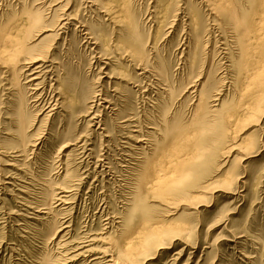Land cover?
Instances as JSON below:
<instances>
[{"label":"rangeland","instance_id":"obj_1","mask_svg":"<svg viewBox=\"0 0 264 264\" xmlns=\"http://www.w3.org/2000/svg\"><path fill=\"white\" fill-rule=\"evenodd\" d=\"M26 1L28 0L0 1V4L3 7L2 11L0 12V20L3 11H6L7 9L9 12L13 11L14 9L18 10L17 8L20 7L21 3H25ZM30 1L32 0H29L28 2ZM61 1V4H63L64 0ZM131 3L132 6H130V8L132 12L139 19L142 18L143 20L141 21L139 28L141 35L147 36V33H150L151 35H156L157 37H150L151 41L155 40L157 42V51L155 52L154 50H150L148 54H150V57L152 58L155 57V59H157V56L165 58L168 61L169 70L171 71L173 80H177L176 82L174 81L173 84L175 85V88L172 96H169V94L167 95L166 92L163 93V89L166 88L165 84L162 82L163 86L160 85L161 81H159V78L154 74L153 71L150 70L149 67L146 69H142V67L134 68L132 64H129L126 59L125 61L121 60V57L119 58V53H117L118 51L115 52L112 44H114V41L117 37H120L118 34L120 33V30L117 31L118 27L116 24L110 22L107 15H104L103 12H99V10L94 6L91 7L89 0H70L68 11L75 13L79 21L72 20L66 29L59 30L60 35L58 34V36H48L46 39H44V42H38V40H40L42 37L40 36L34 41V44L38 42L39 48L41 49L42 47L43 51L47 50L49 45L54 49L49 50L51 53H49L50 56H48L49 60L46 58L47 61L45 60V62H42L43 66L47 67L46 70H50L46 73L44 78L43 88H39V90H41L40 92L43 93V95L41 93V97L39 99V102L41 103L40 106L44 104L43 110L45 109V111L41 113L43 110H40L37 114L35 113V107H32L30 109L31 112H28L29 114H27L23 119L26 120L25 124L21 123L15 125L11 123V120L15 118V115H12L10 111L7 110L8 105H6V101H8L10 98V91L9 89L4 88L9 76L4 73V69L1 67L2 65L0 63V72L3 73H0V264H111V261L107 259L115 260L116 256L119 257V253L121 251H125L124 247L126 246V242H130V245L129 243L127 244L130 246V249L139 243L134 240H130L132 239L131 234H133L134 231L140 230L143 222L146 220H143L144 218H141L140 215H137L133 218H129V216L127 217V210L130 208L128 207L129 200L131 199L129 196L132 197L134 193L132 191L136 190V188L133 189V187H136V185L133 183L135 181L133 180V173L131 172L132 170L130 171V169L134 166V163L137 162L136 160L139 159V157L141 158V151L144 152V150L147 149L146 151L150 152L151 150H149L150 143H146V140H143L141 143L143 147L141 151L135 149L138 145L134 142L135 140L129 138L128 135L131 133L137 134L136 129L139 131L142 129V132L146 131L145 126L148 124L143 121L146 120L145 111L147 110L153 113V103L155 102L158 92H162L163 96H168L167 98H169V100L167 103L171 106V108H169L172 116L171 117L169 113V117L172 118L171 120L175 119V121L178 123L181 121L180 125H178V129L181 128L179 130H182L180 134V131L177 130L176 126L175 130L174 128L171 129L174 133V135H172L173 133L170 132L171 130L169 129L170 133L167 135L166 139L161 142H166L164 147L170 144L174 139H179V136L182 137L186 132H191L189 131L190 129H187L185 130L186 132H183L182 127L184 125L182 126L181 123H184V121H186L188 117L191 116V113H193L191 111L194 110L192 108L195 107L194 103H196L198 92L196 90L194 91V89L188 90L186 86L188 85L187 83L189 81L195 80L193 78H195L194 76L198 73H195L197 66L195 68H191L190 65H188V60H190V57L187 55L185 56L188 50L187 47L189 45V36L186 32L188 27L186 24L188 23L187 16L182 12V9L179 10L177 17L173 19V23L171 22L166 24V22H164L165 24H162L161 29H159V32H157V23H159V19H163V16L161 15L162 13L160 14L159 12V18H155L157 20L154 19V6L156 4V0H132ZM88 7L94 9V12H92V9L90 10ZM203 9L205 10V8ZM47 11L50 12L48 13ZM47 11L46 15L49 16L48 23L51 24L55 21L57 16L54 17L51 15L53 13L52 10ZM61 11L59 10L55 13V15H57V13L58 15H61ZM100 11H103V9ZM99 16L102 18H99ZM98 18L101 19L102 22L99 21ZM80 21L83 24L86 23L88 25H92L94 22L100 25L97 27V29L103 34L102 36L105 37L107 42L103 51L105 53L111 52L110 55L107 54L104 57V55L99 54V51L102 54V47H100V43L99 45L93 44L94 40L90 38V35L86 36L85 30H83L85 27L83 24H79ZM212 32L213 39L212 35L208 37L209 45H207L206 51L213 48L214 45L217 46L218 49L221 48L219 49L220 52L217 54L218 57L214 58L215 61L220 62L219 64L221 65L220 70H218L217 73H221L222 75L225 73V69L223 68H227L229 74V60L227 55H225L227 54L226 48H228V46L222 43L225 42L223 40L224 37L217 25L215 29L213 28ZM49 33L51 32H46L44 34ZM149 42L150 41H148V43ZM189 55H192V52L189 53ZM51 58L53 59L51 60ZM54 59L63 62L64 66L72 71L80 80L86 78L89 81L88 83H91L92 81H98L96 83L98 89V84L101 83L100 85L102 86L100 89L102 93L98 98V102L96 101L99 106H97L95 103V106L90 109V112L87 114V116H76L73 122L70 120L64 121L62 120L63 116L58 113L61 111V113L65 115L66 112L57 107L52 111V113L49 111L51 117L49 116L48 122L44 125H40V122L38 121L43 116V114L47 113L49 110V108L46 109V107L51 96V84L56 83L53 82L55 79V71L53 68L51 71V65H56L55 63H51V61ZM183 61L186 62L184 63ZM123 62L125 65H122L124 64ZM35 64L38 63L36 62L31 64L30 69H32ZM132 67L134 69H132ZM112 70L116 71L117 73L118 71H123L126 74L132 73V75L136 77V79L130 80L128 83L124 84V86L127 87V93H129L132 99H138L135 101V106H137L132 112H130V114L134 115V117H139V120L141 119L140 121H143L142 127H134L135 124L133 123V125L129 124L130 126H127V123L123 124L121 122L124 118L127 119L130 117L124 116L126 113L119 114L124 103L123 101L125 98V92L121 93L117 89H114L116 86L115 84H117L120 79L118 78V74L112 73ZM189 70L191 71L190 75ZM213 70L215 71V68ZM27 72L28 71H26L25 74H27ZM181 76L184 80L181 78ZM206 76V74H202L200 79L202 83L206 79ZM230 76L231 75L228 77L227 72L224 74V85L222 84V87H224L223 89L221 87V95H218L219 99L216 101L213 100L216 96H213V98L209 101L210 106H213L214 108L218 107L225 97L229 103L233 102V104L236 105V100L229 98L231 96L230 93L233 90V87L229 86L230 81L228 80H230ZM23 77L24 74L20 77V81H22V83L25 81ZM159 85L162 88L159 87ZM181 90H184V92L182 93ZM102 95H105L104 97L107 98L101 100L104 98ZM121 96L123 101L121 100ZM140 96H142V98L145 100H143ZM231 100L233 101L231 102ZM188 102L190 103L188 104ZM215 103H218V105ZM77 111H79V109L76 110V112ZM135 112L139 115H137ZM95 113L97 114L95 115ZM35 114H37L34 121L35 123L29 128H26L29 126L28 120L33 119ZM92 116L93 120L89 121L88 119ZM115 118L118 121H115ZM81 120L83 121L81 122ZM257 120L252 122L246 121L240 124L237 129L238 132L245 130V134L251 132L253 134V138H256L254 149L258 152H255L257 154H254L255 150L253 149V152L251 153V155L254 154L256 156L245 159L247 154L242 152L243 142L240 143L241 141L238 138L235 140L234 145L230 142L222 141L220 144H218V147H220H217V150L219 153V151L223 149L222 154L225 157H222L223 160L219 159L215 165H210V169L208 171H210L213 167H215L213 172L218 169V171L214 174L211 172V174L214 175L212 180H208L207 177L204 178L208 171L193 175L190 177V179H188L187 185L185 183L188 188H186L184 184L180 187H183L184 191L187 190L185 193H182L178 196L175 194V196L170 195V198L168 199L171 202V204H169L171 205L169 206L170 208L162 203L160 204V202H157L159 200L154 199L153 201L151 198L147 200V205L149 204V206L152 208V212L155 214V216L152 214V218L154 217V221L152 220V222L157 223L156 225H158V223H160V225L163 224L162 227L165 224L163 229H161L164 230L162 231L163 233H160L158 237H156L158 241H168L171 235L180 233H182L185 238L183 239V237L177 235L179 238L174 237V240L172 239V241L165 244L166 248L160 250L157 249L155 253L150 256H154V258L152 257L150 260L143 258V255L138 256L135 261L138 260L139 262L140 259L142 261H140L141 263L139 262L138 264H260L261 262L264 264V148L262 147V141H264V131L259 127L264 122H262L263 120H261V118L258 122ZM101 121L103 122L101 123ZM23 124L26 128L24 130L26 133L24 139L28 144L26 146L27 150L24 149L22 151L21 149L23 144L20 147H16L15 145L19 144V142L16 141L17 143L11 144L9 136L15 135V132L17 133L20 131L18 130V127ZM101 125H103L104 129ZM122 125H124L123 129ZM68 127L71 131L67 134L68 136L64 133L62 134V131L64 132ZM130 128L135 132H131ZM150 130H154L156 132L155 129ZM191 130H193V128H191ZM56 132H59L60 134L57 141L62 140L65 142L68 141L69 144L72 143L65 149V151L63 149L58 152L57 143L49 142L50 144H47V139L53 134H57ZM82 135L84 136L82 137ZM157 137H160V135ZM119 139L121 142L123 140L124 141L121 143ZM33 140L37 142H32ZM53 140L54 137L52 136V141ZM259 140L261 143H259ZM116 141H118L119 144ZM158 143L160 144V142ZM52 144L56 145L53 146ZM232 145L234 147H232ZM151 147H153V145H151ZM15 148L18 150L16 151ZM2 149H6L7 151L9 150L8 152L10 153L7 154V152L3 151ZM70 150H72L75 155ZM22 152L23 154L21 156ZM65 153H70V155H72L70 158L73 161H70V158L67 160V154ZM78 154L80 155L78 156ZM7 155L9 156L7 157ZM59 155L60 159L57 158ZM158 155H160V152ZM67 161L69 162V165ZM65 163L67 166H69V169L73 170H70L69 172L72 176L70 179H68L70 180L68 183L70 185H68V187L63 185V181L65 182L63 176L64 174L66 175L68 169V167L64 165ZM19 164L22 167H20ZM225 182L231 183L230 185L232 189H230L229 192L217 190V192L213 193L211 189L206 190L205 188L222 187L221 184H224ZM48 184L49 187L47 186ZM51 185L52 187L50 188ZM200 189H205L204 191H206V193L204 194V197H206L207 200L205 198L202 201L203 195L201 197V195L198 193V191H201ZM57 198H59V200ZM171 198L174 200V202L171 200ZM46 209L47 212H45ZM131 219L132 222H130ZM59 235L62 236V239L59 237ZM97 236L99 239L100 237L102 239L99 240ZM93 237L96 238L93 240ZM81 239L82 241L79 242ZM62 240L68 245L65 243L62 244ZM74 241L78 242L75 243ZM114 246L117 250L113 249ZM77 247L79 248L77 249ZM85 247L90 248V253L89 251H84L86 249ZM105 248H108V251ZM109 248H112L113 250L111 249L110 251ZM100 249L103 251H100ZM178 249L182 250L181 254H174ZM153 250L154 248L150 252ZM98 255L100 258L97 259V257H99ZM134 256L135 259L136 255ZM121 259L122 258H120V260ZM101 260L103 261L101 262Z\"/></svg>","mask_w":264,"mask_h":264},{"label":"bare ground","instance_id":"obj_2","mask_svg":"<svg viewBox=\"0 0 264 264\" xmlns=\"http://www.w3.org/2000/svg\"><path fill=\"white\" fill-rule=\"evenodd\" d=\"M0 1H3V0H0ZM28 1H26L25 3L22 2L20 7L17 8L18 10L14 9L13 11L9 12V10L7 9L6 11H3V13L1 14L2 17L0 20V63L2 65L1 67H3V69H4L3 70L4 73H6V75L9 76V78H7L8 81L6 82V86L4 87L5 89H9V91H10V98L8 99V101H6V105H8L7 110L10 111V113L12 115H15V118H13V120H11V123L15 124V125L21 124V123L25 124L26 120H23V119L27 114H29L28 112H31L30 109L32 107H35V113H37V114L39 113L40 110L42 111L44 108V104L40 106L41 103L39 102V99L41 97L42 92H40L41 90H39V88H43L44 78L46 76V73L50 70L49 69L46 70L47 67H44L42 62H45L46 58H48V56H50L51 53L49 52V50L54 49V48H51V46L49 45L47 50L43 51L42 47H41V49L39 48L38 42H40V41L44 42V39H46L48 36H58V34L60 35L59 30L66 29V27L71 23L72 20H76V21L78 20L79 21V19L76 17L75 13H71L70 11H68L70 0H64L63 4H61V2H62L61 0H41V1L32 0L30 2H28ZM89 1H90L91 7L94 6L95 8H97L99 10V12H103L104 15H107L110 22L113 24H116V26L118 27L117 31L120 30V33H118L120 35V37H117L114 41V44H112L113 45L112 47L115 50V52L118 51L117 53H119V55H118L119 58L121 57L120 58L121 60L126 59L129 62V64H132V66L134 68L142 67V69H146L147 67H149L150 70L153 71L154 74L159 78V81H161L160 85L163 86L162 82L165 84L166 88L163 89L164 90L163 93L166 92L167 95L169 94V96H172V94L174 92V88H175L174 87L175 85H173L175 80H173V78H172L173 76H171V71L169 70L168 61L165 58H163V57L161 58L158 56H157V59H155V57L152 58V57H150L151 55L148 54V52L150 50H154L155 52L157 51V47H158L157 42L155 40H153V41L150 40L151 36H153L154 38H157V37H156V35H151L150 33H147V36L141 35L139 28H140V23L143 20H142V18L139 19L132 12V10L130 8V6H132L131 5L132 0H89ZM54 6H56V7H54ZM91 7H88V8H90V10H91L92 9ZM2 8L3 7L0 4V12L2 11ZM203 8H205V10ZM102 9H103V11H100ZM180 9H182V12L187 16V21H188V23H186L188 25L186 32H187V35L189 36V38H188L189 39V43H188L189 45H188V47L186 46L188 48V50H187V53L185 52L186 54L185 53L184 54H185V56L187 55L188 57H190L189 58L190 60H188L189 61L188 65H190L191 68H195L197 66L196 71H198V72L195 71L196 74L198 73L197 75L194 76L195 78H193L195 80L189 81L187 83L188 85L186 86V88H188V90L194 89V91L196 90L198 92L196 103H194L195 107L192 108L194 110L191 111V112H193V113H191V116L188 117V119L186 121H184V123H181L182 126L184 125L183 127L181 126L183 129V132L187 129H190L189 131H191V132L185 131L186 133L182 137L179 136V139H177V138L174 139L170 144L166 145V147H164V144L166 142L161 143V142H163V140L166 139L167 135L170 132H172L171 129L174 128V130H175L176 126H177L178 131H180L179 129H181V128L178 129V125H180L181 121L178 123L177 121H175V119L171 120L172 119L171 118L172 116L170 113L171 112L170 111L171 106L167 103L169 98H167L168 96H166V95H165L166 96V98H165V96L162 95L163 94L162 92L157 93V97L155 98V102L153 103V109H154L153 113L150 111H147V110L145 111L146 120H143L144 118L142 120L146 124H148L145 126L146 131L142 132V129L140 128L141 129L140 131L136 129L137 134H132L131 132L133 130L130 128L131 134H129L128 137L132 138V140H135L134 142L138 145L135 149L141 151L143 149L141 143L143 140H146V143H148V144L150 143V149L149 150H151V151L150 152L146 151L147 149L144 150V152L141 151L140 154L142 155L141 158H143V159H141L139 157V159L136 160L137 162L134 163V166L131 167V169H130V171L132 170L131 172L133 173L132 174L133 180L135 181L133 183L136 185V187H133V189L136 188V190L132 191V192H134L132 197L128 195L131 199L129 200V206L128 207H130V208H129V210H127V212H128L127 217L129 216V218H133V217H136L137 215H140V217L144 218L143 220H146V221L143 222V225L141 226L140 230L134 231V233L131 234L132 239H130V240H134V241L139 242V243L136 244L135 246H133L132 249H130V246H129L130 242H126L125 243L126 246L124 247L125 251H121L120 252L121 254L119 253V257L116 256L117 259L116 258H115V260L114 259H107V260L111 261L110 262L111 264H138L141 261V259L139 262H138V260L137 261H135V260L137 259L138 256H141V255H143V258H146V260H150L152 257L154 258V256H152V257H150V256L152 254H154L157 249L160 250V249L166 248L165 244L172 241V239L174 237L181 236V237H183V239L185 238V236L182 233L173 234L176 236L171 235L170 238L168 239V241L159 242L156 237H158V235L160 233H163L162 231H164V230H161V229H163L165 224L162 227L163 224L160 225V223H158V225H156L157 223L152 222V220L154 221V219H153L154 217L152 218V214H154V213L152 212V208L149 206V204L147 205V200L149 198H151L153 201H154V199L159 200L157 202H160V204L162 203V204L166 205L167 207L171 206V205H169V204H171V202L168 200L170 198V195L175 194L176 196H178L182 193H185V191H187V190L184 191L183 187L182 188H180V187L183 184L185 185V183L187 185L188 179H190V177H192L195 174H198L201 172L204 173V172L208 171L210 169V165H212V166L215 165V163L219 159H222V157H225L222 154L223 149L222 150L220 149L221 151H219V153H218V150H217L218 144H220L222 141H226V142H230L234 145L235 140L238 138L241 141L240 143L243 142L242 152L247 154V156H245L246 154L244 155L245 159L256 156L254 154H257L255 152H258L254 149L255 143H256L255 142L256 138H253V134L251 132L245 134V130L238 132L237 129L240 126V124H242L246 121L252 122V121H256L258 119L257 120V122H258L259 119L261 118V120H263L262 122H264V0H156V4L154 6V19L159 18L158 17L159 12H160V14L162 13L161 15L163 16V19L162 18H161L162 20L159 19L160 21H159V23H157L158 26H157L156 31L159 32V29H161L162 24L163 25L165 24L164 22H166V24H169L171 22L173 23L174 22L173 19L175 17H177V14L179 13ZM47 10H52L53 13L51 15L54 17L57 16L55 21L51 24L48 23L49 16L46 15ZM59 10L60 11L62 10L61 11L62 14L58 15V13H57V15H55V13L58 12ZM206 11H208V12H206ZM92 12H94V9H92ZM99 18H102V17L99 16ZM99 18H98V20L101 21V19H99ZM154 19H152V20H154ZM155 20H157V19H155ZM154 22H156V21H154ZM79 24H83V23H81V21H80ZM216 25H217V27H219V30L223 34V37H224L223 40L225 42H222V43H224L226 46H228V48H226L227 54H225V55H227L228 60H229V74H228V69L223 68V69H225V73L227 72L228 77H229V75H231L230 80L225 78L226 80L230 81L229 86L233 87L232 92L231 91H230L231 93L229 92L231 94V96L229 94L228 95L230 96L229 98H232L233 100L235 99L237 103L235 102L236 105H234L232 102L233 100H231L232 103H229L227 98L224 96L225 99L222 100V103L219 102L220 103L219 105H218V103H215L218 105V107L214 108L213 106H210L209 101H210V99L213 98V96H216L213 99L214 101L219 99L218 95L219 94L221 95L220 91H221V87H222L223 79H224V74H225V73L222 74L223 75L222 76L221 73H217L218 70H220L221 65L219 64L220 62H216L214 59L215 57H218L217 54H218V52H220L219 49H221V48L218 49V47L214 45L213 48L206 51L207 45H209L208 44V42H209L208 37H210V35L213 34L212 31H213V28L215 29ZM83 26L85 27L83 30H85L86 36L90 35L91 36L90 38H92L94 40L93 44L99 45V43H100V47H102V49H101L102 54L100 51H99V54L104 55V57L107 54L110 55L111 52L105 53L103 51L105 44L107 42H106L105 37L102 36L103 34L100 31H98V29H97V27L100 25L93 22L92 25H88V24L84 23ZM213 26H215V27H213ZM149 27H151V26H149ZM46 32H51V33L44 34ZM40 36H42L41 39L38 40V42L34 44V41L37 40L38 37H40ZM86 38H88V37H86ZM212 39H213V35H212ZM127 40H130V41H127ZM148 41H150V42L148 43ZM186 43H187V41H186ZM215 43H217V42H215ZM224 44H222V45H224ZM64 48H66V47H64ZM184 51H185V49H184ZM191 52H192V55H189V53H191ZM222 53H225V52H222ZM227 57H225V58H227ZM52 59L53 58H51V60ZM48 60H49V58H48ZM36 62L38 64H35L34 65L35 67L33 66L32 69H30L31 64L36 63ZM117 62H118V60H117ZM51 63L56 64L54 66L51 65V71H52V68L55 71V79H54V81L53 80L52 81L56 82V83L51 84V89H50L51 96H50V98L48 97L49 100H48L47 107H46V109L49 108V110L47 113H44L43 116L38 121V122H40V125H42V124L44 125L45 123L48 122V118L50 116L49 111H51L50 113H52V111L55 110L57 107H59L64 112H66L65 115L63 113H61V111L59 113L57 112L58 114L63 116L62 120H64V121L70 120L71 122H73V120L76 116H82V117L87 116V114L90 112V109H92V107L95 106L94 104L96 103V101L98 102V98H99L100 94L102 93L101 89H100L102 86V85H100L101 83L98 84L99 85V89H98L97 88L98 86L96 84L98 81L97 82L92 81L91 83H88L89 81L86 78L80 80L72 71H70L67 67L64 66L63 62L58 61L56 59L51 61ZM122 65H125V63ZM225 65H227V64H225ZM208 66H209V68H208ZM133 67H132V69H134ZM214 68H215V71L213 70ZM114 70H112V73L118 74L119 75L118 78L120 79L119 82L117 84H115L116 86L114 87V89H117L121 93L125 92L124 101L122 100V96H121V100L124 103H123V106L121 107L122 109H120L121 111L119 112V114L126 113V115H124V116L130 117L127 119L124 118L125 120L123 119V121H121V122L123 124L127 123V126H130L129 124L133 123V124H135L134 127H142L143 121H140L141 119L139 120V117H137V116L134 117V115L130 114V112H132L135 109V107L137 106V105L135 106V101H137L138 99L137 100H134V98L132 99L131 96L129 95V93H127L128 92L127 87L124 86V84L128 83L130 80L136 79V77H134L132 75V73L126 74L123 71H118V73H117ZM181 70H182V68H181ZM26 71H28L27 74H25ZM190 72L191 71L189 70V75L191 74ZM221 72H222V70H221ZM1 74H3V73H1ZM23 74H24L23 78L25 79V81H23V83H22V81H20V77ZM202 74L207 75L206 79L203 81V83L200 80L202 77ZM181 78H182V76H181ZM176 79H177V77H176ZM5 80H6V78H5ZM186 80H187V78H186ZM183 83H185V82H183ZM228 84H229V82H228ZM133 85H134V83H133ZM160 85H159V87H161ZM136 86H137V84H136ZM199 86H200V88H199ZM223 87H222V89H223ZM161 88H159V89H161ZM114 89H113V91H114ZM38 90H39V93H38ZM181 91H182V93L184 92V90H181ZM139 94H140V91H139ZM42 95H43V93H42ZM180 95H182V94H180ZM180 95H179V97H180ZM187 95H188V93H187ZM135 96H136V94H135ZM155 96H156V93H155ZM140 97L142 98V96H140ZM106 98L107 97H104L101 100L106 99ZM175 99H177V98H175ZM175 99H174V101H175ZM143 100H145V99H143ZM42 103H44V102H42ZM151 103H152V101H151ZM189 103L190 102H188V104ZM140 105H141V102H140ZM97 106H99V105L97 104ZM145 107H146V105H145ZM150 107H151V105H150ZM78 109H79V111L76 112V110H78ZM141 109H143V108H141ZM137 110H139V109H137ZM44 111H45V109L41 113H43ZM178 111H179V109H178ZM142 112H143V110H142ZM151 113H152V115L154 114L155 116L154 115L152 116ZM169 113H170L171 117H169ZM173 113H175V112H173ZM37 114H35L33 116V119L28 120L29 126L26 128H29L31 125H33L35 123L34 121H35ZM96 114L97 113H95V115ZM136 114L139 115L138 113H136ZM178 114H179V112H178ZM92 118H93V116L91 118H89L88 120L92 121L93 120ZM82 121L83 120H81V122ZM115 121H118V120L116 119ZM102 122L103 121H101V123ZM88 123H90V122H88ZM24 124L20 125L18 127V130H20V131H18L17 133L15 132V135L9 136L10 137L9 139L11 140V144L19 142L20 145L17 144V145H15L16 147H20L23 144L22 149L20 148L22 151L27 148L26 146L28 144L27 142H25V139H24L26 136L25 135L26 133L24 132V130L26 129L24 127ZM263 124L260 125L259 127L261 130L263 129V131H264ZM89 125H91V124H89ZM120 125H121V123H120ZM101 126L103 128V125H101ZM123 126L124 125H122V129H123ZM124 128H128V127H124ZM191 128H193V130H191ZM150 129H155L156 132L154 130L152 131ZM260 129H259V131H260ZM181 131H180V134H181ZM69 132H71V131L68 127L67 130H65L64 132L62 131V134L64 133L65 135H67ZM117 132H119V131H117ZM133 132H135V131H133ZM6 134H8V133H6ZM159 135H160V137H157ZM172 135H174V133ZM52 136L54 137L53 141H52ZM52 136H50L47 139V144L49 142L50 143H57V146H58L57 151L58 152L63 150V149L65 151V149L70 144H72V143L69 144L68 141H66V142L62 141V140L57 141L59 136H60L59 132L57 134H53ZM83 136L84 135H82V137ZM109 136H111V135H109ZM68 139H69V137H68ZM76 139H77V137H76ZM29 140H31V139H29ZM32 142H37V141L33 140ZM116 142H118V141H116ZM120 142H121V140H120ZM158 142H160V144ZM146 143H144V144H146ZM259 143H261L260 140H259ZM118 144H119V142H118ZM161 144H162V146H161ZM54 145H56V144H54ZM151 145H153V147H151ZM233 145H232V147H234ZM49 147H50V145H49ZM84 147H85V145H84ZM130 147H132V146H130ZM262 147L264 148V141H262ZM3 149H4V147H3ZM75 149H76V147H75ZM253 149L255 151H254V154L251 155V153L253 152L252 151ZM15 150H16V148H15ZM3 151L7 152V154L10 153V152H8L9 150L7 151L6 149ZM3 151H1V152H3ZM10 151H11V149H10ZM70 151H72V150H70ZM70 151H68V152H70ZM80 151H82V150H80ZM159 152H160V155H158ZM78 153H80V152H78ZM22 154H23V152L21 153V156H22ZM65 154H67L66 155L67 158L65 157L67 160L72 156V155H70V153H65ZM73 154L75 155L74 152H73ZM79 155L80 154H78V156ZM8 156L9 155H7V157ZM132 156H134V155H132ZM57 158L60 159V155ZM70 161H73V160L71 159ZM72 164H73V162H72ZM64 165L67 166L66 163ZM68 165H69V162H68ZM70 165H71V163H70ZM19 166H20V164H19ZM20 167H22V166H20ZM67 167H68V169L66 168L67 173L65 172L66 175L64 174V176H63V179H65V182L63 181V185L65 187H68V185H70V184H68L70 181L68 179H70V177L72 176L69 173L70 170H72V169H69V166H67ZM214 168L215 167H213L210 171H208L204 178L207 177L208 180H212V177L214 176L212 174H214L218 171V169H217L213 172ZM211 172H213V173L211 174ZM261 173H260V175H261ZM64 177H66V178H64ZM260 179H261V177H260ZM133 183H131V184H133ZM189 184H190V182H189ZM230 184H231L230 182H225L224 184H221L222 187H215V188L205 187V188H206V190L211 189L213 193L217 192V190H220L223 192H229L230 189H232ZM47 186L49 187V184ZM207 186H210V185H207ZM51 187H52V185L50 186V188ZM186 188H188V187L186 186ZM68 190H70V189H68ZM131 190H132V188H131ZM200 190L201 191H198V193L201 195V197L203 195V197H202V201H203L206 198V197H204L205 196L204 194L206 193V191H204L205 189H200ZM65 191H67V190H65ZM62 192H64V191H62ZM210 196H211V194H210ZM57 199L59 200V198H57ZM171 200H173V199L171 198ZM206 200H207V198H206ZM68 202H69V200H68ZM127 202H125V203H127ZM173 202H174V200H173ZM251 202H252V200H251ZM195 208H197V207H195ZM195 211H197V210H195ZM45 212H47V209L45 210ZM154 216H155V214H154ZM115 218H116V216H115ZM148 220H150V221H148ZM130 222H132V219ZM130 222H128V223H130ZM111 224H113V223H111ZM60 229H62V228H60ZM165 232H167V231H165ZM64 234H66V233H64ZM61 235H63V234H61ZM61 235H59V237H61V239H62ZM238 235H239V233H238ZM52 236H53V234H52ZM82 237H83V235H82ZM84 238H85V236H84ZM94 238H96V237H93V240H94ZM97 238H98V236H97ZM100 239H102V238L100 237ZM87 240H85V241H87ZM81 241H82V239L79 240V242H81ZM76 242H78V241H76ZM95 242H96V240H95ZM63 243H65V242L63 241L62 244ZM128 243H129V245H127ZM88 244H90V243H88ZM66 245H68V244H66ZM160 245H162V246H160ZM78 248L79 247H77V249ZM153 248H154V250L152 252H150ZM73 249H75V248H73ZM109 249L111 251L112 248H109ZM113 249H115V246ZM138 249H140V250H138ZM101 250L102 249H100V251ZM103 250H104V248H103ZM115 250H117V249H115ZM178 250L174 254L180 255L182 250H179V251ZM84 251L85 252L89 251V253H90V248H86ZM141 252H143V253H141ZM82 253H83V251H82ZM108 253L111 254L110 252H108ZM94 254H95V252H94ZM114 254H112V255H114ZM122 254H123V257H122ZM120 255H121V257H120ZM134 255H136L135 259H134V257H135ZM74 258H76V257H74ZM98 258H100V256L97 257V259ZM120 258H122V259L120 260ZM102 261L103 260H101V262ZM97 262H98V260H97ZM63 264H65V263H63ZM106 264H108V263H106ZM260 264H263V263L261 262Z\"/></svg>","mask_w":264,"mask_h":264}]
</instances>
